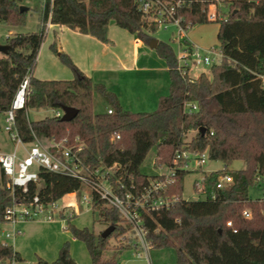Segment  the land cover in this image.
Wrapping results in <instances>:
<instances>
[{
	"label": "trees",
	"instance_id": "obj_1",
	"mask_svg": "<svg viewBox=\"0 0 264 264\" xmlns=\"http://www.w3.org/2000/svg\"><path fill=\"white\" fill-rule=\"evenodd\" d=\"M165 1H181L176 16L183 27L209 23L206 13L210 5L216 6L217 15L220 6L226 7V18L215 21L219 23L216 37L222 60L211 65L209 76L201 73L194 82L182 78L176 70V55L169 44L159 41L155 53L166 63L170 92L159 98L155 112L134 113L122 109L113 92L82 75L53 44L52 52L76 77L71 81H42L31 76L25 106L15 112V129L24 144L43 139L74 151L82 147L77 153L80 161L90 169L99 168L119 194H140L150 181L158 179L157 175L140 172L151 149L156 151L155 168L174 167L178 152L193 156L206 153L209 161H219L224 167L205 176L204 200H183L182 183L190 172L178 169L174 184L163 195L179 197V202L168 210L142 215L152 248H173L175 264H264V0ZM138 7L136 0H41L37 30L6 39L7 53L0 56V115L10 108L27 72L34 70L47 23L105 44L110 43L107 28L114 22L140 41L155 34L158 25L148 23ZM27 15L19 11L16 0H0L1 24L24 27ZM182 42L189 45L186 40ZM94 93L105 104L101 113L93 110ZM187 104H195L197 111L187 113ZM60 107L79 112L68 123L54 114L37 121L29 118L32 110L55 113ZM189 133L194 135L187 141ZM238 161L244 164L243 169L229 171ZM181 164L180 160L176 167ZM108 169H112L109 174ZM224 175L230 176L231 184L217 190L216 184ZM6 183L0 171V231L6 208L30 204L33 197L50 205L83 188L78 180L42 169L38 183L29 184L26 192L15 190L11 194ZM251 188L259 190L262 197L253 200ZM92 197L91 211L98 214L100 224L105 229L114 227L109 238L74 228L70 225L73 217H61L72 238L85 245L90 264H117V258L130 249L123 241L128 226L115 209ZM245 211L250 213L249 219L243 216ZM110 239L114 248L108 255ZM59 250L54 262L41 259L38 264H70L68 244ZM11 260L21 262L11 246L0 242V264Z\"/></svg>",
	"mask_w": 264,
	"mask_h": 264
},
{
	"label": "built area",
	"instance_id": "obj_2",
	"mask_svg": "<svg viewBox=\"0 0 264 264\" xmlns=\"http://www.w3.org/2000/svg\"><path fill=\"white\" fill-rule=\"evenodd\" d=\"M139 4L138 12L142 13L147 18L148 23H155L158 29L167 31L169 28L176 29L173 42L179 45V51L176 55L177 66L176 70L180 73L181 77L187 79L189 82H194L197 76L193 75V70L200 68L211 67L214 60L210 57V53L215 52V48L211 47L210 50H201L194 44H190L185 36V31L190 29L189 25L183 27L179 18L176 16L177 9L182 5L181 1L174 3L165 0H136ZM210 9V10H209ZM207 20L216 21L219 19L216 13V6L210 5L207 13ZM50 24L47 23V27ZM186 40L189 45L184 46L182 41ZM219 64L222 60V55L215 53ZM30 71L27 72L25 78L20 83L15 96L11 102L10 108L5 113L4 131L8 134L9 140L14 144L15 150L11 153L0 152V171L6 178L7 188L11 190V194L15 190L26 192L29 184L38 183L39 169L46 172L59 174L78 180L83 188L87 189L91 197L95 196L105 203L109 208H113L120 215L121 221L124 225L128 226L129 233L125 244L133 252L135 260L144 259L150 264L149 253L153 249L151 241L148 239L146 226L144 225L142 215L144 213L155 212L162 209L168 210L172 208L177 202L179 197H168L163 194L174 184V176L178 169L193 172L199 170L207 159L206 153L201 155H191L187 152L177 153L174 156V167H165L167 172L157 174L156 180H152L144 187L140 194H134L130 191L119 194L117 193L110 182L105 178L106 174L101 173L100 169H90L85 166L77 156V153L83 150L78 147L74 151L71 147L59 143L49 142V147L42 146L39 139H34L29 145L31 148L26 151V156L19 159L17 157V149L23 146L21 138L15 129V112L23 109L25 100L29 89V81L31 78ZM187 113H194L197 111L196 105L187 104L184 106ZM111 114V110H108ZM63 112L58 110L54 113V117L61 118ZM118 139V136L115 137ZM182 161L179 167H176L178 161ZM112 169L107 170V174ZM232 179L230 176H222L219 178L216 189L220 190L231 184ZM30 204L22 203V205H13L5 209L4 221L12 226L22 221H34L36 219H43L52 222L54 213H56L58 206L57 203L45 205L40 202V199L33 197ZM92 199L87 200L86 197L82 198L83 204L91 207ZM59 215L71 218V215H65L63 210L59 211ZM243 216L247 219L250 213L245 211ZM230 227V223L226 224ZM16 232L6 233L5 237L9 238L15 236ZM15 261H7L4 264H14Z\"/></svg>",
	"mask_w": 264,
	"mask_h": 264
},
{
	"label": "rangeland",
	"instance_id": "obj_3",
	"mask_svg": "<svg viewBox=\"0 0 264 264\" xmlns=\"http://www.w3.org/2000/svg\"><path fill=\"white\" fill-rule=\"evenodd\" d=\"M18 6L30 8L25 21V26L18 29L9 27L0 23V45L6 43V39L12 37L16 34H31L37 29L35 21L37 19L38 11L41 8V0H16ZM221 12L218 15L219 19H225L227 16V9L225 6H220ZM210 10V9H209ZM112 25L116 24L111 22ZM219 28V23L215 21H210L207 24L194 25L187 31H185V36L190 44H194L201 50H210L211 47L215 48L214 53H210V57L214 60V64L217 63L218 59L215 53L220 52V44L218 38L216 37ZM176 29L169 28L167 31L161 28L157 30L155 34H149V38H154L161 42L169 44L174 54L179 51V45L177 42H173ZM9 32L14 34L10 36ZM44 40V39H43ZM144 45V40L138 41V45ZM1 56V55H0ZM41 60L36 62V66L33 70L35 77H42L46 81L62 80L71 81L75 78V74L72 70L66 67L58 58L57 53L50 49L48 46L44 52ZM210 68V67H209ZM209 68H200L193 70L192 76H197L201 72L208 74ZM96 83V82H95ZM136 91H141L145 88V84L137 83L134 87ZM131 112L142 113V112H155L157 108L153 111H142L136 108H131ZM140 109V108H139ZM93 110L95 113H101L105 110V104L101 101L98 94H93ZM143 110V109H142ZM54 112L51 110H37L30 111L29 116L33 121L44 119L46 117L53 116ZM5 125V115H0V152L11 153L15 150L14 144L9 140L8 134L4 131L3 127ZM193 133H189L187 136V141L191 139ZM42 146L49 147L50 143L46 140L39 139ZM31 146L29 144H23V146L17 149V157L19 159L26 156V151L29 150ZM156 151L151 149L143 160V164L140 167L141 174L148 176L157 175L160 173H166L165 167L155 168L154 159ZM224 165L219 161H209L205 159L204 164L199 170L190 172L187 174L182 183V198L185 201L196 202L197 200H204L206 198L205 187L202 182L205 176L214 171L222 170ZM244 164L240 161L234 162L229 171H238L243 169ZM7 185V183H6ZM195 186V187H194ZM250 197L255 200L262 197V193L257 189L249 190ZM86 197L87 200H91V195L87 189L82 188L80 191L63 197L61 200L57 201L58 209L54 213V219L52 222H48L43 219H36L34 221L23 222L27 224V227L23 229L16 228L15 230L20 234L21 242V262H15L14 264H38L39 260L46 261L48 263L54 262L59 253V249L64 245L68 244V250L70 257L75 264H90V257L85 245L78 240H73L70 232L67 230V224L64 219L59 215V211L63 210L65 215H71L73 219L70 221L72 227L78 229H87L95 234H101L105 229L99 222V216L91 211V207L83 204L82 198ZM25 228V229H24ZM9 233L8 224H3L0 231V240H3L4 234ZM17 233V234H18ZM22 234V236H21ZM24 234V235H23ZM11 242V240H7ZM7 242V244H8ZM12 243V242H11ZM116 243V241H115ZM114 240L110 239L108 249L114 248ZM111 250L108 255H110ZM133 252L128 250L124 252L117 258V264H148L144 259L135 260L133 257ZM150 264H175L176 251L173 248H163L155 249L153 248L150 253Z\"/></svg>",
	"mask_w": 264,
	"mask_h": 264
},
{
	"label": "crops",
	"instance_id": "obj_4",
	"mask_svg": "<svg viewBox=\"0 0 264 264\" xmlns=\"http://www.w3.org/2000/svg\"><path fill=\"white\" fill-rule=\"evenodd\" d=\"M28 10L29 13L30 8ZM35 24L37 25V19ZM114 26L110 23L107 28V39L110 43L102 44L89 35L84 36L65 27L50 25L46 29L44 42L36 59L40 61L44 50L48 46L51 49L55 44L57 53L67 55L82 75L113 92L122 109L130 112L133 110L131 108H136L140 110L139 112L153 111L157 107L159 98L167 96L170 92L166 63L146 43L145 46L142 44L139 46V40L135 36ZM9 34L11 36L14 33L9 32ZM31 76L46 81L41 76L35 77L33 71ZM137 83H144L145 88L136 91L134 87ZM29 118L33 121L30 116ZM23 222L27 221L19 222L14 226L8 224L9 233L15 231L16 235L7 238L4 234L3 240H0L2 244L11 246L20 258L21 237L15 229L21 230L27 227ZM7 240H11L12 243Z\"/></svg>",
	"mask_w": 264,
	"mask_h": 264
},
{
	"label": "water",
	"instance_id": "obj_5",
	"mask_svg": "<svg viewBox=\"0 0 264 264\" xmlns=\"http://www.w3.org/2000/svg\"><path fill=\"white\" fill-rule=\"evenodd\" d=\"M19 11L20 12H28V8L19 6ZM145 43L147 44V46L151 50H155L159 44V40H156L154 38H147ZM7 50H8V45H6V44L0 45V55H6ZM77 77L80 78V76H77ZM59 110L63 112V116L61 117V121L65 122V123L71 122L72 119L75 118L79 112L75 108H66V107H60ZM200 132L203 134L205 132V129H203V128L200 129ZM113 230H114V227H112V226L104 229L102 231V233L100 234L101 238H103V239L109 238L110 235L114 232ZM70 264H75V263L73 261H70Z\"/></svg>",
	"mask_w": 264,
	"mask_h": 264
}]
</instances>
